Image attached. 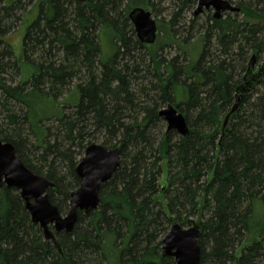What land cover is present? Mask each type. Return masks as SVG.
<instances>
[{
    "label": "trees",
    "instance_id": "trees-1",
    "mask_svg": "<svg viewBox=\"0 0 264 264\" xmlns=\"http://www.w3.org/2000/svg\"><path fill=\"white\" fill-rule=\"evenodd\" d=\"M153 1L0 0V140L55 185L48 195L61 215L86 148L121 149L98 209L57 235L62 253L19 191L0 185V264H175L163 240L193 218L203 229L201 264H264V223L255 224L264 81L224 128L252 57L264 56V0H227L240 11L190 21L194 0H162L172 3L170 20L156 21L157 40L145 45L129 13ZM32 7L39 13L18 60L5 37ZM168 105L186 118L188 136L164 129Z\"/></svg>",
    "mask_w": 264,
    "mask_h": 264
},
{
    "label": "water",
    "instance_id": "water-1",
    "mask_svg": "<svg viewBox=\"0 0 264 264\" xmlns=\"http://www.w3.org/2000/svg\"><path fill=\"white\" fill-rule=\"evenodd\" d=\"M87 2V0H78ZM198 2L195 16L213 10L214 18L221 19L227 13L240 10L227 0H194ZM129 19L137 38L145 45H153L157 40L158 25L152 13L144 8H135L129 13ZM258 60L253 56L244 82L236 90L235 102L226 115L224 128L231 117L239 110L248 95L264 81V61L256 67ZM160 118L167 123V130L176 131L180 136L190 134L187 120L173 105L160 111ZM121 164V149H107L101 144L89 145L80 160L76 173L81 180L80 186L71 194L69 212L63 216L50 201L48 191L55 185L47 178L31 172L18 157L14 146L0 140V185L19 191L32 222L43 230L44 238L50 241L62 253L57 235L72 233L79 219V213L89 214L100 205V190L110 181ZM203 229L191 219L187 227L175 223L163 240L162 255L171 257L175 264H201L199 240Z\"/></svg>",
    "mask_w": 264,
    "mask_h": 264
},
{
    "label": "rangeland",
    "instance_id": "rangeland-1",
    "mask_svg": "<svg viewBox=\"0 0 264 264\" xmlns=\"http://www.w3.org/2000/svg\"><path fill=\"white\" fill-rule=\"evenodd\" d=\"M154 7H151L148 9L152 13L153 19L156 21H161L165 20L168 21L170 20L171 14H172V3L171 1H162V0H154ZM198 2L195 1L194 7L192 9V12L187 14V20L190 21L191 18L194 16V12L197 8ZM175 12V10L173 11ZM210 14L213 15L214 11L209 10ZM39 13V8L38 7H32L31 12L26 16L24 23L22 26L16 30L14 33H11L5 37L7 42L11 45L16 59H21L22 58V53H23V39L26 34V31L28 27L36 20L37 16ZM206 16V15H205ZM204 16V17H205ZM203 17V18H204ZM189 25V22H188ZM264 61V56L261 58L260 62H258L257 66H260ZM164 129H167V123L164 122ZM98 144H102V142H96ZM164 177L161 180V184H164L166 186V181H167V174H166V162L164 163ZM157 199L161 201L165 205V201L163 196H158ZM66 214H63L65 216ZM193 220H198L196 218H193ZM262 224L264 223V205L259 203L256 205V216H255V224ZM187 227V226H186ZM259 239V237L255 238ZM249 244V243H248ZM247 243L244 245H248ZM243 246V247H244ZM240 254V251L238 252Z\"/></svg>",
    "mask_w": 264,
    "mask_h": 264
}]
</instances>
